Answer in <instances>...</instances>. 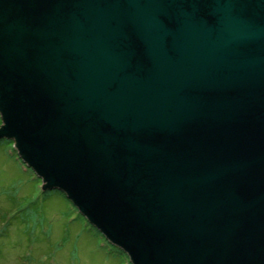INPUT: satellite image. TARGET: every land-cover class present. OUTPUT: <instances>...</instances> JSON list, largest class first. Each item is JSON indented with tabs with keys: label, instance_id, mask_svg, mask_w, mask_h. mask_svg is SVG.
<instances>
[{
	"label": "water",
	"instance_id": "95a60500",
	"mask_svg": "<svg viewBox=\"0 0 264 264\" xmlns=\"http://www.w3.org/2000/svg\"><path fill=\"white\" fill-rule=\"evenodd\" d=\"M0 140L131 264H264V0H0Z\"/></svg>",
	"mask_w": 264,
	"mask_h": 264
},
{
	"label": "rangeland",
	"instance_id": "374dc122",
	"mask_svg": "<svg viewBox=\"0 0 264 264\" xmlns=\"http://www.w3.org/2000/svg\"><path fill=\"white\" fill-rule=\"evenodd\" d=\"M0 264H131L0 140Z\"/></svg>",
	"mask_w": 264,
	"mask_h": 264
}]
</instances>
